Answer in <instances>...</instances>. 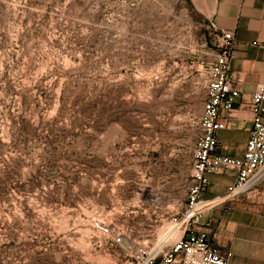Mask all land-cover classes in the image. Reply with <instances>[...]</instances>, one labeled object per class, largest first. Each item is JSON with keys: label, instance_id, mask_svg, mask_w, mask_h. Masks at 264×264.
Masks as SVG:
<instances>
[{"label": "rangeland", "instance_id": "rangeland-1", "mask_svg": "<svg viewBox=\"0 0 264 264\" xmlns=\"http://www.w3.org/2000/svg\"><path fill=\"white\" fill-rule=\"evenodd\" d=\"M216 53L189 0H0V264L128 262L97 222L159 241Z\"/></svg>", "mask_w": 264, "mask_h": 264}, {"label": "built area", "instance_id": "built-area-1", "mask_svg": "<svg viewBox=\"0 0 264 264\" xmlns=\"http://www.w3.org/2000/svg\"><path fill=\"white\" fill-rule=\"evenodd\" d=\"M208 30L216 41L217 53L207 69L206 92L198 132L194 143L191 182L186 188L184 204L171 214V232L154 244H141L131 239L122 227L113 223L97 222L100 233L129 258L125 264H227L231 254H219L205 235L196 231L198 219L209 208L239 198L264 196V81L249 100L252 125L241 157H231L219 152L218 135L225 129V117L234 109L240 98L236 81L229 72L233 58V35L217 30L211 23ZM231 173L232 182L212 205L202 200L209 187L212 174ZM153 212L160 213V197L149 186L139 190ZM174 210V209H173ZM160 213V214H159Z\"/></svg>", "mask_w": 264, "mask_h": 264}, {"label": "crops", "instance_id": "crops-1", "mask_svg": "<svg viewBox=\"0 0 264 264\" xmlns=\"http://www.w3.org/2000/svg\"><path fill=\"white\" fill-rule=\"evenodd\" d=\"M192 10L208 25L233 35L229 72L240 98L225 117L219 132V152L241 157L252 125L249 100L264 81V0H189ZM264 120V119H263ZM202 200L212 205L232 182L231 173L212 174ZM264 189V183L262 185ZM214 200V201H213ZM196 231L205 235L227 264H264V205L239 198L209 208L198 219Z\"/></svg>", "mask_w": 264, "mask_h": 264}, {"label": "bare ground", "instance_id": "bare-ground-1", "mask_svg": "<svg viewBox=\"0 0 264 264\" xmlns=\"http://www.w3.org/2000/svg\"><path fill=\"white\" fill-rule=\"evenodd\" d=\"M171 227L170 226H168V229H167V231L166 232H164L161 236H159V238H158V242H160L161 240H163L167 235H168V233L169 232H171Z\"/></svg>", "mask_w": 264, "mask_h": 264}]
</instances>
